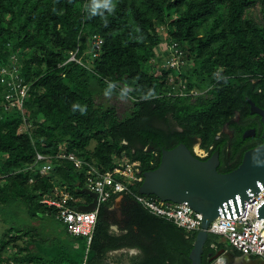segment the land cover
<instances>
[{"label": "trees", "instance_id": "obj_1", "mask_svg": "<svg viewBox=\"0 0 264 264\" xmlns=\"http://www.w3.org/2000/svg\"><path fill=\"white\" fill-rule=\"evenodd\" d=\"M254 1L112 0V12L92 15V0H0V60L21 52L22 73L32 83L23 109L7 108L0 86V264L11 258L20 264H103L106 253L120 247L139 249L131 264L190 262L197 232L150 213L129 193L100 205L90 245L84 236L46 237L45 228L67 229L40 199L62 187L76 197L84 194L87 166L53 157V169L41 175L37 152L55 155L66 147L104 171L126 154L140 163L142 174L160 164L163 148L181 142L193 150L201 139L210 153L224 152V125H236L237 111L243 118L250 114L249 98L264 107V27L243 17ZM94 33L105 38L97 59L84 53ZM168 38L183 45L192 60L184 68L189 84L203 93L167 94L168 70L157 74L153 60H160L158 47ZM79 44L91 67L66 62ZM106 89L126 92L131 108L119 116L114 106L97 102ZM150 89L155 97L142 99ZM260 138L243 140L238 133L230 149L235 160L224 171L237 167ZM119 196L122 219L114 208ZM112 222L125 232L112 233ZM222 237L210 233L203 264H217L211 255L233 248ZM33 243L44 247L42 254L33 253ZM9 249L16 252L9 255Z\"/></svg>", "mask_w": 264, "mask_h": 264}, {"label": "built area", "instance_id": "obj_2", "mask_svg": "<svg viewBox=\"0 0 264 264\" xmlns=\"http://www.w3.org/2000/svg\"><path fill=\"white\" fill-rule=\"evenodd\" d=\"M104 42L105 38L100 33H94L90 39V47L84 53L91 54L94 59L101 57ZM80 49V44L72 49L66 62L75 61L91 67L83 54H80ZM157 52L160 60L154 58V69L159 75H164V70H168L167 94L197 95L204 92L197 85L189 84L192 78L188 80L184 68L190 65L192 60L187 58L186 51L179 41L165 39ZM0 86L4 88L6 107L19 106L23 109L26 98L31 94L32 83L22 73L21 52L12 51L6 60H0ZM195 150L201 157H206L209 153L205 147ZM53 157L67 158L77 168L87 166L86 187L97 193L98 205L92 210L75 207L72 202L76 201L77 197L64 187L42 197L40 201L53 206L57 218L65 225L67 231L74 236H84L88 245L93 240L100 205L114 195L122 193L132 194L150 213L174 222L187 233L198 232L201 228L203 215L190 205L164 201L154 194L141 193L139 184L143 180V174L140 163L132 161L126 154L116 158L112 169L104 171L76 153L67 151L66 147H61L55 155L37 152L36 162L43 161L39 168L41 175L48 174L53 169ZM243 200L245 205L240 214L234 217L218 215L210 222L209 232L223 236L241 254L264 260V217L257 216V207L264 201V188L250 199ZM14 252L16 249L8 250L9 255ZM9 264L20 263L11 258Z\"/></svg>", "mask_w": 264, "mask_h": 264}, {"label": "water", "instance_id": "obj_3", "mask_svg": "<svg viewBox=\"0 0 264 264\" xmlns=\"http://www.w3.org/2000/svg\"><path fill=\"white\" fill-rule=\"evenodd\" d=\"M251 112L261 116L263 142L244 152L241 163L232 170L220 171V151L217 149L207 158L199 156L188 145L181 142L172 148H163L160 164L143 173L139 191L154 194L164 201L186 203L202 213V225L193 241L188 264H203V252L209 238V224L218 215L234 217L244 208L245 199H250L264 188V107L248 99ZM247 135V133H245ZM93 195L90 204L82 210H92L98 205L95 191L84 188ZM258 218L264 217V201L257 207ZM229 256L231 262L235 253L220 248L211 259L224 264L220 258ZM166 264H185L182 262ZM226 264V263H225Z\"/></svg>", "mask_w": 264, "mask_h": 264}, {"label": "flooded vegetation", "instance_id": "obj_4", "mask_svg": "<svg viewBox=\"0 0 264 264\" xmlns=\"http://www.w3.org/2000/svg\"><path fill=\"white\" fill-rule=\"evenodd\" d=\"M233 120L236 122V125L234 127H232L231 124L227 122L221 131V133H225L226 135L229 136V140L226 143L224 152L223 151L222 153L220 152L221 161L218 166V168H220V171L226 170L235 160L230 149L238 133H240L241 131L243 132V140H249V139L254 140V139H259L260 137H262L263 122H262L261 116L256 112H251V105H250V114H247V116L243 118L241 111H237L235 115L233 116ZM259 132H260V135H258ZM245 133H247V135H245ZM195 145L193 146L194 152L196 151ZM212 148H215V146H212ZM217 149L218 148H216L215 150ZM212 154L213 153L209 152L207 156L209 157ZM215 253L216 252H214V254ZM213 255H211L210 259L213 257ZM235 256L236 258H239L240 256H247V255H243V254L236 255L235 254ZM246 258L249 260V264H264L263 259L256 258L254 256H247ZM214 260L217 263V259H214ZM226 264H235V263L227 262Z\"/></svg>", "mask_w": 264, "mask_h": 264}, {"label": "crops", "instance_id": "obj_5", "mask_svg": "<svg viewBox=\"0 0 264 264\" xmlns=\"http://www.w3.org/2000/svg\"><path fill=\"white\" fill-rule=\"evenodd\" d=\"M81 192H85V193L77 196L76 202L79 203L78 207H80L82 205L90 204L94 199L93 195H91L90 193L85 191L84 188L81 189ZM120 203H121V196H119L116 199V204H115L114 208L116 209V212H117L116 213L117 218L122 219L124 216L122 215V212L119 210ZM61 228H62V231L60 233H58L57 231H54V232L53 231H51V232L47 231L46 228H45L46 230L45 229L41 230V232H43L46 237H53V236L60 234V235H64L65 238L68 240H74L73 239V238H75L74 235L70 234L68 231H65L63 226H61ZM110 231L116 235H120L121 233L125 232V230H122L121 226L117 222H112ZM74 243L77 244V242H74ZM30 249L37 256L38 254L39 255L42 254L44 247L40 248V247H38V245H36V243H33L30 245ZM27 251L28 250L24 251L23 255L24 254L26 255ZM128 253H132V254L137 255L139 253V249L133 248V247L132 248L120 247V248L111 249L106 253L105 258L103 260V264H129L128 260L126 259V254H128Z\"/></svg>", "mask_w": 264, "mask_h": 264}, {"label": "rangeland", "instance_id": "obj_6", "mask_svg": "<svg viewBox=\"0 0 264 264\" xmlns=\"http://www.w3.org/2000/svg\"><path fill=\"white\" fill-rule=\"evenodd\" d=\"M243 17L252 18L254 19L257 24L264 27V0H255L253 3H251L249 6H246L243 9ZM158 27L163 29V25L157 23ZM223 69L218 70V74H222ZM111 96H105V91L100 92L96 95L97 102H105L109 106H114L116 109V112L119 116H122L125 114L132 105V101L129 97L124 96V100H121L119 97L120 95H117L113 92H110ZM198 147H204L201 144V139L198 140V142L195 145V149H198ZM222 240H226L224 237L221 238ZM226 248V247H225ZM228 250H231L234 252V248H226ZM219 250V249H218ZM217 250V251H218ZM216 251V252H217ZM235 253V252H234ZM135 254L128 253L126 254V259L128 260V263L131 264ZM239 259V258H236Z\"/></svg>", "mask_w": 264, "mask_h": 264}, {"label": "clouds", "instance_id": "obj_7", "mask_svg": "<svg viewBox=\"0 0 264 264\" xmlns=\"http://www.w3.org/2000/svg\"><path fill=\"white\" fill-rule=\"evenodd\" d=\"M115 8V5L112 3V0H92L91 6H90V13L92 15L103 14V10H107L108 12H112ZM112 87V84L110 83L108 85V88L110 89ZM126 95V92H122L120 95V99L124 100V96ZM105 96H111V93L108 89L105 90ZM155 97L154 90H149L146 95L142 97V99H150ZM83 112V109L81 110Z\"/></svg>", "mask_w": 264, "mask_h": 264}, {"label": "bare ground", "instance_id": "obj_8", "mask_svg": "<svg viewBox=\"0 0 264 264\" xmlns=\"http://www.w3.org/2000/svg\"><path fill=\"white\" fill-rule=\"evenodd\" d=\"M247 256H240L239 259H236V257H234V259L231 261L232 263L234 262L235 264H249V260L246 258ZM222 263H227L229 262L231 259L228 256H222L220 258Z\"/></svg>", "mask_w": 264, "mask_h": 264}]
</instances>
